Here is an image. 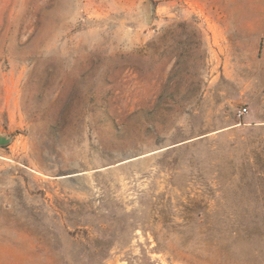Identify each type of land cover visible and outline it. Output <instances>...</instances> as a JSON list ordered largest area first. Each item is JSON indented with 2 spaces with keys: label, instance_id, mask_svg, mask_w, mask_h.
<instances>
[{
  "label": "rangeland",
  "instance_id": "rangeland-1",
  "mask_svg": "<svg viewBox=\"0 0 264 264\" xmlns=\"http://www.w3.org/2000/svg\"><path fill=\"white\" fill-rule=\"evenodd\" d=\"M0 134V264H264V0H0Z\"/></svg>",
  "mask_w": 264,
  "mask_h": 264
},
{
  "label": "water",
  "instance_id": "water-1",
  "mask_svg": "<svg viewBox=\"0 0 264 264\" xmlns=\"http://www.w3.org/2000/svg\"><path fill=\"white\" fill-rule=\"evenodd\" d=\"M151 14H152V9H151ZM11 142H12L11 138H9L7 136H3V135L0 134V147L7 146Z\"/></svg>",
  "mask_w": 264,
  "mask_h": 264
},
{
  "label": "built area",
  "instance_id": "built-area-1",
  "mask_svg": "<svg viewBox=\"0 0 264 264\" xmlns=\"http://www.w3.org/2000/svg\"><path fill=\"white\" fill-rule=\"evenodd\" d=\"M246 113H247V108H239L236 111V117H237V119L244 118L246 116Z\"/></svg>",
  "mask_w": 264,
  "mask_h": 264
}]
</instances>
